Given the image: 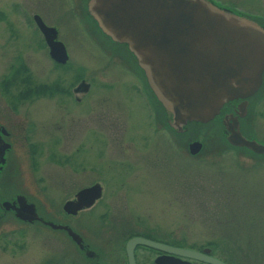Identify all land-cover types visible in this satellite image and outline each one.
<instances>
[{
  "label": "rangeland",
  "instance_id": "374dc122",
  "mask_svg": "<svg viewBox=\"0 0 264 264\" xmlns=\"http://www.w3.org/2000/svg\"><path fill=\"white\" fill-rule=\"evenodd\" d=\"M12 1L58 25L66 67L53 66L47 52L33 46L28 27L18 22L20 11L6 6ZM216 1L264 26V0ZM78 2L0 0V110L14 105L30 140L43 144L36 171L28 160L19 161L20 176L14 180L32 194L37 185L44 186L43 195L56 204L71 190L97 184L101 196L95 212L109 207L115 222L135 219L194 242H216L220 254L242 264H264V155L228 146L220 115L180 134L168 129L159 104H150L145 94V77L132 53L98 28L92 32L76 15ZM80 79L89 84L88 91L72 93ZM262 84L240 121L241 131L259 141H264ZM191 140L202 144L195 155L187 151ZM51 152L63 164L46 162ZM84 160L88 168L82 171ZM36 176L44 180L36 182ZM3 221L1 230L10 231L15 221ZM19 232L0 236L6 238L0 264H68L65 257L53 262L60 241L56 235L43 231L38 236L26 227Z\"/></svg>",
  "mask_w": 264,
  "mask_h": 264
},
{
  "label": "water",
  "instance_id": "95a60500",
  "mask_svg": "<svg viewBox=\"0 0 264 264\" xmlns=\"http://www.w3.org/2000/svg\"><path fill=\"white\" fill-rule=\"evenodd\" d=\"M87 10L106 38L132 53L168 129L180 134L189 123H208L225 103L240 100L233 113L220 116L223 141L252 155H264V141L243 134L238 121L247 113V98L261 85L264 26L211 0H88ZM38 24L50 57L64 63L65 48L54 40V29ZM88 87L82 80L74 91ZM201 147L197 140L187 143L190 155ZM3 150L4 145L0 162ZM80 194L90 205L99 197L100 187L95 184ZM15 216L29 222L37 219L32 204L21 203ZM68 234L78 241L69 230ZM139 243L155 245L141 238L130 241L132 247Z\"/></svg>",
  "mask_w": 264,
  "mask_h": 264
},
{
  "label": "flooded vegetation",
  "instance_id": "af4514ba",
  "mask_svg": "<svg viewBox=\"0 0 264 264\" xmlns=\"http://www.w3.org/2000/svg\"><path fill=\"white\" fill-rule=\"evenodd\" d=\"M211 1L222 5V3L216 0ZM87 3L88 0H79L76 5L78 6L76 15L89 24L92 32H95L94 30L97 27L94 24V18L87 10ZM8 5L12 11H20L17 15L18 22L28 27L29 32L33 35L30 38L32 39L33 46L37 50H45L53 66L66 67L65 65H68V55L64 43L57 38L59 31L58 25L55 22H51L50 24L46 23L38 13L32 12L29 7H25V3L23 5L22 2L12 1L6 6ZM25 10L27 14H25ZM237 12H240V10ZM39 22L47 28L54 29V40L61 42L65 48L67 60L64 63L56 62L50 57L47 41L39 27ZM20 64L23 68H26L22 63ZM82 80L80 79L79 82ZM263 80L264 72L262 73L260 87L247 98V102L254 95L260 94ZM76 86L71 87L72 93L84 94L88 91L87 89L75 92L74 89ZM147 87L145 94L150 104H152L153 98ZM64 90L60 89L62 94ZM66 94H68V90ZM22 97L24 98V96ZM74 99L78 102L80 98L75 96ZM21 101L19 100V102ZM238 102L240 100L225 103L221 107L219 115L233 113ZM8 109V111L0 110V147L4 145L2 162H0V236H10L15 231H17L18 235H22L19 230H22L23 227L28 228L30 233H35L38 236L43 231H48L60 238V241L57 243L59 249L56 251L59 254L55 253L53 256V262L56 263H61L65 257L64 259L68 261V264H242V262L234 260L230 254H220L216 242H194L193 240L186 239L182 235L162 232L158 229L141 225L135 219L131 221L130 218L119 219V222H115V219L113 217L111 218V214L113 215L114 212L109 207L103 208V211L95 212V202L101 196V189L99 197L90 205H85L86 201H84V196L81 194L78 195L83 189L89 188L90 186L88 185H82L74 192L71 190L69 195L60 204L53 203L51 199L43 195L45 189L42 185L35 187L34 194L23 190L17 184V180H14L20 176V165L18 162L26 159L29 161V168L36 171L39 165L37 156L41 155L43 144L36 138L33 141L30 140V130L26 127V121L23 125H20L21 122L16 118L18 110L15 109V106H8ZM244 117L238 118L239 128L240 121ZM53 155L52 152L45 154L46 162L50 163L54 160L55 164H63L57 161L58 159L53 157ZM63 160H66L64 165L72 169L71 161L67 158ZM80 166H82V171H84L86 166L88 168L85 160L81 162ZM36 178V182L39 183L44 180L42 176H36ZM21 203L32 204L37 219L30 222L18 219L15 216V209L19 208ZM9 217L15 221L14 226L9 228L10 231L4 232V230H1L3 224H5L3 220ZM50 224L57 225L58 227L53 228ZM68 230L78 236V241L70 237ZM133 238L145 239L155 245L148 246L139 243L132 247L130 241ZM4 239L6 238L1 239L3 243L0 242V252L4 250ZM13 246L18 250L17 242L13 243ZM110 247L111 250H109ZM129 254L131 262L129 261ZM40 262L39 260L36 264H41ZM46 263H50V261Z\"/></svg>",
  "mask_w": 264,
  "mask_h": 264
},
{
  "label": "trees",
  "instance_id": "16d2710c",
  "mask_svg": "<svg viewBox=\"0 0 264 264\" xmlns=\"http://www.w3.org/2000/svg\"><path fill=\"white\" fill-rule=\"evenodd\" d=\"M192 125H195V124H192V123H189L187 126H192ZM198 125V124H197ZM234 149V148H233Z\"/></svg>",
  "mask_w": 264,
  "mask_h": 264
}]
</instances>
